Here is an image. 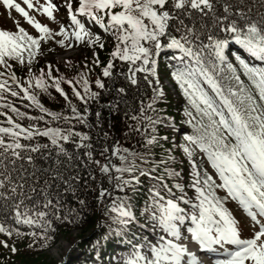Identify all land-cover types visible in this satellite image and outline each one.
<instances>
[{"label":"snow or ice","instance_id":"6c2138e0","mask_svg":"<svg viewBox=\"0 0 264 264\" xmlns=\"http://www.w3.org/2000/svg\"><path fill=\"white\" fill-rule=\"evenodd\" d=\"M23 3L28 9L34 8L33 0H23ZM76 3L78 7L73 9V0H64L73 28L71 33L64 25L53 33L29 16L15 0H0L5 9H15L39 34L34 38L19 26L15 32L0 30V68L4 69L0 71V101L5 100L6 95L19 97L47 113L37 96L30 94L33 87L47 91L45 75L52 80L56 92L68 100L60 79L52 77L50 66L46 74L41 70L39 76L32 75L30 66L41 54V42L46 43L54 36L63 37L57 41L61 47L71 35L75 41L103 48L101 37L86 24L98 26L115 42L110 53L112 59L103 69L105 77L112 75V61L119 59L128 65L127 79L135 85L137 73L156 75L154 57L162 47L178 51L179 55L175 57L178 63L172 76L187 102L185 115L193 129V134L185 137L187 145L183 152L193 170L189 187L194 190V196L188 197L181 184L174 183L170 187L164 176L152 175L161 164L166 165L173 159L170 154L151 171H145L135 163L136 157L148 163L143 154L116 147L112 154L118 157L120 164L115 165L109 160L100 166V171L116 182L118 191L130 188L136 192L140 176L156 182L148 189L150 203L144 212L148 213L152 231L159 235L154 243L147 242V254L140 250L144 244L133 245L131 258L125 264H205L191 251L194 245L202 252H219L222 258L213 264H264V0H76ZM39 9L49 20L55 19L53 12L58 10L50 0H46V6L39 5ZM78 16L84 19H78ZM233 44L247 55L237 54L234 62H229ZM226 50H229L228 56ZM10 61L28 66L27 86H22L15 73L9 71L13 67ZM81 80L83 95L72 81H67L72 85L73 95L84 102L86 97L96 98L99 94L91 91L87 79L81 76ZM95 83L98 88H104L99 79ZM163 96L162 89H155L151 102L141 106L140 116H132L133 120L144 124L143 129L137 125L133 131L143 134L151 130L152 134L144 139V146L149 149L158 145L159 139H167L154 134L156 125L162 123L163 118L146 115L149 111L156 112L154 105ZM0 108L8 109L18 119L26 117L11 102L0 104ZM72 112L75 119L85 122L75 107ZM47 114L53 119L59 118ZM0 116L6 117L0 125L7 124L0 126V217L11 215L17 224L44 228L45 223L50 222L46 221L47 213L43 209L54 206L49 192L52 185L47 179L43 186L36 180L32 153L54 149L57 157L71 160L64 144L76 143L72 140L75 136L79 138L77 147L87 148L90 146L84 141L89 140V136L72 128L41 130L35 125L24 127L3 111ZM37 136L47 138L49 143L21 142L33 141ZM197 153L208 168L197 162ZM86 154L91 158L90 152ZM95 163L100 164L99 161ZM25 164L32 166L33 171L29 172ZM113 171L114 176L110 175ZM136 172L139 176L133 175ZM125 173L130 178L125 179ZM164 173L169 179L180 175L167 168ZM57 175L54 173L51 179L54 181ZM30 179L32 184H29ZM218 190L225 193L223 198L217 195ZM106 195L110 193L102 189L99 198L103 200ZM228 199L236 202L248 218L250 236H243L244 225L226 207ZM107 212L115 213L113 222L125 228L136 221L127 197L114 199ZM186 222L190 224L186 229L188 236L182 235L181 231ZM0 233L11 236L12 230L0 222ZM16 234L24 235L18 230ZM30 235L35 237L37 233ZM41 238H45L43 234ZM4 247H8L7 243Z\"/></svg>","mask_w":264,"mask_h":264},{"label":"trees","instance_id":"16d2710c","mask_svg":"<svg viewBox=\"0 0 264 264\" xmlns=\"http://www.w3.org/2000/svg\"><path fill=\"white\" fill-rule=\"evenodd\" d=\"M74 2L73 0V7ZM78 19L84 18L78 17ZM193 23L196 22L193 21ZM173 34L179 36L178 33L173 32ZM108 40L111 41L110 45H106L101 40L105 45L103 48H100L99 45L91 46L92 57L70 60L64 67L54 59L45 61L40 55L34 59L30 66L32 75L39 76L41 70L46 74L50 66L52 77L60 79V86L68 96V100H65L60 93L56 92L52 80L47 75L44 77L48 85L46 92L35 87L30 89V94L37 96L47 113L58 116V119H53L52 115L42 112L30 101L19 97L6 95V99L0 101V104L11 102L20 112L26 114L24 119H18L8 109L0 108V111L12 116L14 121L24 127L35 125L41 130L47 127L64 130L72 128L77 133L88 135L89 140L84 143L90 146L87 148L77 147L79 138L74 136L72 140L76 143L64 144L65 149L72 156L71 160L64 156L57 157L54 149H42L39 153H32L36 180L40 182L41 186L46 179L52 185L49 192L54 206L43 209L47 213L45 219L50 224L45 223L44 228H41L17 224L11 215L0 217V222L12 230L11 236L0 233V264H125V261L131 258L133 245L140 244L145 245L140 249L141 253L147 254V242L154 243L159 235L158 232L152 231L147 220L148 213L144 212L150 203L148 189L156 182L149 177L140 176V184L136 185L138 189L136 192L130 188H126L123 192L118 191L115 188L116 182L110 180L109 175H104L100 171V166L108 163L109 160L115 165L120 164L118 157L112 154L116 147H119L121 151L127 148L143 154L148 163H143L139 157H136L135 163L145 171H151L161 159H168L170 154L173 159H169L166 165L161 164L155 172H152V175L164 176L165 182L170 187L174 183H179L184 187L188 197L194 196V190L189 187L193 170L183 152V147L187 145L185 137L192 135L193 129L187 123L185 115L187 102L180 94L172 76L178 63L175 59L179 55L178 51L162 47L154 57L156 75L137 73V83L133 85L127 79L128 65L119 59L112 61L114 65L111 70L112 75L103 76V69L112 59L110 53L115 43L110 36ZM45 46L50 45L46 44ZM230 51L232 53L230 56H228L229 50H226L225 53L229 62H234L237 54L245 57L247 55L234 44ZM44 55L50 56L48 47L45 48ZM97 60L98 63H96ZM252 62L255 63V61ZM10 63L13 64V67L9 71L15 73L22 86H27L25 81L29 79L28 66H21L12 61ZM157 70L165 74L176 92L178 100H175L169 92L165 93L166 88L161 83ZM0 71H4V69L0 68ZM81 76L87 79L91 91L99 94L96 98L86 97V102H84L73 95L72 85H69L67 81H72L76 89L83 95ZM4 78L7 79V75ZM97 79L104 84L103 89L96 86ZM77 81L81 82L77 83ZM34 83L33 81V85ZM157 88L164 91V96L154 105L156 112L149 111L146 115L163 118V122L156 125L154 134L158 138L167 137V139H159V144L149 149L144 146V139L146 135L152 134L151 130L143 134L133 131L132 128L137 125L143 129L144 124L140 120H133L132 116H140L141 106H147L151 102ZM119 89H124V91L120 92ZM20 95L22 96L23 93ZM73 107L85 122L81 123L74 118ZM40 117L43 119H39ZM65 117L69 119L65 120ZM5 120L6 117L0 116V121ZM0 126H7V124L4 123ZM21 142L41 145L49 143L47 138L39 136L33 141L22 140ZM89 152L91 158L86 154ZM195 158L198 163L203 164L204 168H208L199 153ZM95 161H99L100 164H96ZM25 167L29 169V172L33 171L32 166L25 164ZM165 168L174 170L180 175L169 179L164 173ZM209 172L211 173L210 168ZM54 173L58 175L57 179L53 181L51 176ZM110 175L114 176L116 173L113 171ZM133 175L139 176V172L133 173ZM124 178L130 177L125 173ZM32 183L33 180L30 179L29 184ZM102 189H106L110 193L103 200L99 198ZM161 191L163 193V189ZM173 191L177 196L180 195L175 188ZM217 195L223 198L225 193L218 190ZM119 197L128 198L131 210L136 216V221L129 223L126 228L113 222L112 217L115 216V213L107 212L113 200ZM80 201H83V204ZM105 202L107 204H104ZM181 206L187 207L183 204ZM226 207L232 211L231 199H228ZM106 212L107 214H105ZM145 225L147 226L145 227ZM188 226H190L188 222L181 226L182 235H190L186 231ZM45 229H47L46 232ZM16 230L24 235L18 236ZM32 232L37 235L35 237L30 235ZM73 232H79V234L76 239L69 242L70 253L62 261H54L48 252L57 246L61 238L68 239ZM41 234L45 238L42 239ZM4 243H7L8 247H4ZM13 247L16 248L15 252L12 251Z\"/></svg>","mask_w":264,"mask_h":264},{"label":"rangeland","instance_id":"374dc122","mask_svg":"<svg viewBox=\"0 0 264 264\" xmlns=\"http://www.w3.org/2000/svg\"><path fill=\"white\" fill-rule=\"evenodd\" d=\"M74 1L75 2L73 9L78 7L76 0ZM15 2L19 3L21 7H23L25 11L29 13V16L33 17L38 23L49 27L53 33L58 32L61 25H64L65 28L69 31V33H71V31L73 30L72 26L70 25L68 11L64 6V0H50V2L56 5L58 9L53 12V16L55 18L54 20H49L47 16L43 15L42 9L37 10L39 8V5L46 6V0H33V4H34L33 9H28L27 5L23 3V0H15ZM17 26L23 27L34 38H38L39 36L38 32L25 21L24 17L18 14L15 11V9L8 10L4 8L3 4H0V30L15 32L17 31ZM86 27H90L92 32L96 35H99L101 37V40H103L106 45H110L111 41L108 40L109 36L105 34L102 29H100L98 26L88 25V24H86ZM62 39H63L62 36H54L53 39L47 41L46 43L42 41L40 56L45 61H51L54 59L62 67H64L65 64L70 60H77L78 58H90L93 56V52H92L93 50L91 49V46H89L88 44L75 41V39L71 38L70 35L69 40L65 41V46L61 47L57 43V41ZM46 44H49L50 46H45ZM68 45L71 46L69 47ZM47 47L50 56L44 55L45 48ZM157 72L160 77L161 83L166 88L165 93L169 92V94H171L175 100H178L177 94L174 91L171 84L169 83V81L167 80L165 74L159 70H157ZM104 204H107V202H105ZM232 212L235 215V217L238 220H240L241 223L244 225L243 236L244 237L250 236L251 229L248 225V218L239 208L237 203L234 201H232ZM78 234L79 232H73L70 238L68 239L61 238L57 246L48 252V255L56 262L62 261L66 257V255H68L71 251L69 242L71 240L76 239ZM185 243H188V241L185 240ZM191 251L195 252L199 258H203L205 264H213V262L216 259L222 258L219 255V252H212V251L202 252L199 251L198 246L195 245L191 248Z\"/></svg>","mask_w":264,"mask_h":264},{"label":"bare ground","instance_id":"6f19581e","mask_svg":"<svg viewBox=\"0 0 264 264\" xmlns=\"http://www.w3.org/2000/svg\"><path fill=\"white\" fill-rule=\"evenodd\" d=\"M200 259H202V260H203V258H200Z\"/></svg>","mask_w":264,"mask_h":264}]
</instances>
